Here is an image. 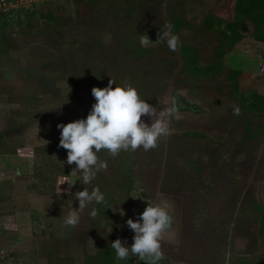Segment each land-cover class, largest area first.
I'll use <instances>...</instances> for the list:
<instances>
[{
  "label": "rangeland",
  "instance_id": "obj_1",
  "mask_svg": "<svg viewBox=\"0 0 264 264\" xmlns=\"http://www.w3.org/2000/svg\"><path fill=\"white\" fill-rule=\"evenodd\" d=\"M232 1L41 0L2 19L36 70L30 103L9 111L25 119L28 142L21 137L20 148L33 152L18 170L0 174V264H145L131 253L119 260L111 242L130 245L126 220L161 199L172 205L167 228L174 235L164 233L158 264H264V113L242 104L228 79L230 70L247 69L241 89L264 97V40L254 41L246 21L227 49L235 36L226 29ZM164 32L178 38L175 49ZM184 53L199 67L213 66L211 74L194 75ZM110 80L113 88L131 84L157 113L173 109L170 131L148 150L113 156L101 149L107 168L82 185L57 125L86 118L91 89ZM94 186L104 202L65 224L78 207L74 193Z\"/></svg>",
  "mask_w": 264,
  "mask_h": 264
},
{
  "label": "clouds",
  "instance_id": "obj_2",
  "mask_svg": "<svg viewBox=\"0 0 264 264\" xmlns=\"http://www.w3.org/2000/svg\"><path fill=\"white\" fill-rule=\"evenodd\" d=\"M162 38H167L169 47L175 49L178 42L175 35L164 32ZM113 83L110 80L103 88L91 89L95 102L86 118L57 125L60 129L59 145L68 150L66 162L75 165L71 173L78 174L82 185L89 184L99 171L107 168V162L100 160L97 155L101 149H107L113 156L129 148L135 150L142 146L144 150H148L155 147L157 141L170 131L173 109L157 113L155 106L141 98L131 84H115L113 88ZM142 117H148V121ZM65 182L72 185L70 181ZM74 195L78 207L72 206L65 216L64 223L67 225H76L80 220V213L88 205L105 200V194L99 186H94L91 191L84 187ZM171 211V203L167 199H161L156 203L147 202L144 210L137 214V219L129 217L126 224L134 233L133 242L129 245L126 239L121 238L112 241L111 247L116 257L124 260L131 253L138 255L145 264H158L164 258L161 248L164 233L167 231L169 238L174 235L167 228ZM116 212L122 217L125 215L121 208ZM89 215L95 217L97 209L92 207Z\"/></svg>",
  "mask_w": 264,
  "mask_h": 264
},
{
  "label": "crops",
  "instance_id": "obj_3",
  "mask_svg": "<svg viewBox=\"0 0 264 264\" xmlns=\"http://www.w3.org/2000/svg\"><path fill=\"white\" fill-rule=\"evenodd\" d=\"M9 25L6 21L0 19V174L12 168L18 170L20 167L19 159H28V153L33 152L31 148L23 144L20 148L22 140L25 144L28 142V138H24L23 135V132L28 129L27 127L25 129V124L27 125L25 119L21 121L14 120L9 111L14 110L13 107L18 106L20 103L24 105L30 103L32 95L28 94L26 89H28L30 83L35 82L33 75L36 70L35 63H30V61H33V57H29L24 53L25 51L22 52L14 47L15 34L10 32ZM254 41L257 42L255 39ZM259 44L262 48L264 47V43ZM261 53L263 52L259 51L258 55ZM243 66L245 67L244 64ZM242 70L248 72L247 69ZM21 123L23 127L19 132L17 129H19ZM3 235H5V232L0 237ZM8 248H4L1 253L8 251Z\"/></svg>",
  "mask_w": 264,
  "mask_h": 264
},
{
  "label": "trees",
  "instance_id": "obj_4",
  "mask_svg": "<svg viewBox=\"0 0 264 264\" xmlns=\"http://www.w3.org/2000/svg\"><path fill=\"white\" fill-rule=\"evenodd\" d=\"M233 18L232 22L228 23L226 29L231 31L235 36L230 38L227 43V49L230 50L233 44L242 37L238 34L243 29L246 21H250L254 27L253 37L256 41L264 40V0H234L232 3ZM183 49H186L183 47ZM189 68L196 76H207L213 71V66L199 67L193 57L184 53ZM228 79L232 89L236 92L238 99L242 104L248 103V109L259 114L264 113V97L255 92H249L241 89L240 85L245 81V73L240 70L232 69L228 73ZM264 217V214H263ZM264 220V218H263ZM261 232L264 233V221Z\"/></svg>",
  "mask_w": 264,
  "mask_h": 264
},
{
  "label": "built area",
  "instance_id": "obj_5",
  "mask_svg": "<svg viewBox=\"0 0 264 264\" xmlns=\"http://www.w3.org/2000/svg\"><path fill=\"white\" fill-rule=\"evenodd\" d=\"M40 2L41 0H0V19L9 20V18L13 17L14 13H20L22 11L28 10L32 7V5L37 4L36 2ZM264 61V53L259 54ZM264 66V64H261ZM264 69V67H263Z\"/></svg>",
  "mask_w": 264,
  "mask_h": 264
}]
</instances>
